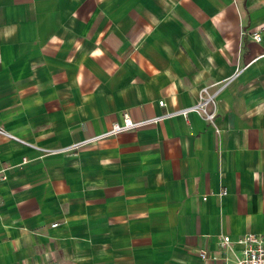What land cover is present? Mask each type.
I'll return each instance as SVG.
<instances>
[{"label": "crops", "instance_id": "obj_1", "mask_svg": "<svg viewBox=\"0 0 264 264\" xmlns=\"http://www.w3.org/2000/svg\"><path fill=\"white\" fill-rule=\"evenodd\" d=\"M209 84L214 125L46 151ZM0 124V264H234L264 238V0H0Z\"/></svg>", "mask_w": 264, "mask_h": 264}, {"label": "built area", "instance_id": "obj_2", "mask_svg": "<svg viewBox=\"0 0 264 264\" xmlns=\"http://www.w3.org/2000/svg\"><path fill=\"white\" fill-rule=\"evenodd\" d=\"M254 39L259 40L260 34L255 33L253 35ZM211 84L204 85L200 88L198 92V98L197 101L189 106L181 107L179 109L169 111L167 113H164L159 116L152 117L150 119H145L144 121H134L130 114L128 112H124L122 115V121H115L112 123L111 128L103 133H100L98 135H95L91 137L90 139H85L84 141H80L78 143L71 144L67 147H63L60 149H47L48 152H55V151H61L64 149L72 148V147H78L81 146L88 141L91 140H97L99 138L116 134L123 130L133 129L137 126L141 125L144 122L148 121H155L159 119L161 116H168L173 114H181L183 117L187 118V115L190 111H195L199 114H201L204 119H206L208 122L212 123L214 125L215 117H216V104H217V94L220 89V86L216 87L215 89H211ZM159 104L163 105L164 100L159 99ZM217 130V129H216ZM0 135L6 136L8 138L24 142L12 133L8 132L1 124H0ZM27 159L23 158L22 162H26ZM5 168H0V180L5 179ZM1 202V198H0ZM54 225L56 224L53 223ZM230 237L228 235H222L219 240L220 247L223 248H230ZM239 242L243 244V247L241 249L240 254L235 255L234 264H264V238L257 234V233H246L243 237L238 239ZM202 257H206L207 255L205 253L201 254Z\"/></svg>", "mask_w": 264, "mask_h": 264}]
</instances>
